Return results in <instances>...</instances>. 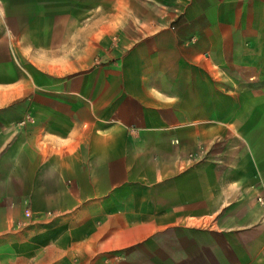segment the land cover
<instances>
[{"label":"crops","instance_id":"obj_1","mask_svg":"<svg viewBox=\"0 0 264 264\" xmlns=\"http://www.w3.org/2000/svg\"><path fill=\"white\" fill-rule=\"evenodd\" d=\"M0 7V264H264V0Z\"/></svg>","mask_w":264,"mask_h":264},{"label":"rangeland","instance_id":"obj_2","mask_svg":"<svg viewBox=\"0 0 264 264\" xmlns=\"http://www.w3.org/2000/svg\"><path fill=\"white\" fill-rule=\"evenodd\" d=\"M2 9V7H0ZM7 11L9 8H3ZM46 11V14H63V13H75V10H83L82 14H88L84 12L87 8H75V7H56L51 6ZM105 9V8H103ZM99 10H101L99 8ZM41 13V12H40ZM11 22H5L2 24V30H7V27H11ZM26 56H10V62L0 65V94L8 95L10 91L18 89L19 91H23L24 93V85L16 88V85H20L26 79ZM8 98L3 97V100L0 99V108L6 105ZM3 102V103H2ZM169 248H159L155 246L150 247H135V248H122L114 251V262L113 264H187L181 262L180 256H175L171 254Z\"/></svg>","mask_w":264,"mask_h":264},{"label":"built area","instance_id":"obj_3","mask_svg":"<svg viewBox=\"0 0 264 264\" xmlns=\"http://www.w3.org/2000/svg\"><path fill=\"white\" fill-rule=\"evenodd\" d=\"M262 201H263V199H262L261 197H258V198H257V202H258V203H263ZM28 215H29V214H28V212H27V209H26V208H23L22 211H21V216L25 218V217H27ZM15 225H17V224L15 223Z\"/></svg>","mask_w":264,"mask_h":264}]
</instances>
